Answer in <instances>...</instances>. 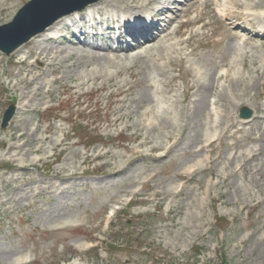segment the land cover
I'll use <instances>...</instances> for the list:
<instances>
[{
	"label": "rangeland",
	"instance_id": "374dc122",
	"mask_svg": "<svg viewBox=\"0 0 264 264\" xmlns=\"http://www.w3.org/2000/svg\"><path fill=\"white\" fill-rule=\"evenodd\" d=\"M4 1L0 0V3ZM29 1L9 0L12 6L8 5V11L0 15V25L11 22L19 9ZM196 1L198 0H190V3ZM254 1L260 2V9H264V0H207L208 8H205V0H199L189 14L180 13L181 17L176 22L187 19L193 21L203 12L206 13L200 18L204 20L203 24H211L219 20L209 10L214 5L219 10L226 8L229 13L237 16L233 19L234 24L226 29L242 34L241 29L237 28L238 20L246 17L242 8L245 3L251 4ZM101 2L104 4V0L99 1ZM155 2L159 4L160 0L151 2L144 9L146 15L158 5ZM122 4L125 5V2ZM122 4L117 6L118 10L122 11ZM183 8L186 10L187 7ZM159 9L158 5L156 11ZM219 21L213 27L216 28L214 35L223 37L220 44L210 43V25L203 30L197 26L192 30L197 35H193L187 49L177 47L178 53H173L172 50L167 52L172 59L171 64L160 60L161 53L156 54L159 64H165V80L174 78L170 86L173 91L166 95H177L183 101L177 107L179 123L180 120L184 122L186 117L190 119L189 123L193 122L195 115L188 111L191 107L188 100L192 93H187L186 86L197 85L199 80L203 81L202 77L211 78L217 87L227 88L231 101L234 97L238 98L239 106L233 108L230 103L229 111L237 121L248 127L262 116L264 52L261 53L259 48L260 51L250 53L247 59L240 58L239 63L230 67L229 62L234 59L236 51L227 46L230 43L234 47V44L224 37L225 28L221 26L222 21ZM68 29L69 27L67 30H60L63 35L60 41L65 45L61 47L67 51L59 53L56 63L60 65L56 66L58 70L55 75L45 66L40 78H32L30 74L28 82L13 87L17 72L22 68L30 69L35 41L23 46L30 51L26 66H23L25 62L22 64L16 54L7 57L0 52V142H7L19 120L23 119L24 129L36 136L27 139L32 144H36L37 137L48 130V135L58 141L63 139L64 134L68 135L69 148L81 154L80 159H77L80 165H72L65 172H57L67 155L58 152L62 147L53 152L52 145L39 144V153L12 155L15 159L12 163L0 147V165H14L10 170H0V178L19 176L18 184L12 180L8 184L0 182V264H222L220 256L227 264H264V152L258 159L248 162L241 174L235 171L236 162L228 160L232 159L233 156L228 154L234 149L238 151L236 158L241 154H249L248 148L252 146L245 140L242 143H237V140L248 139L249 134L256 135L257 127L253 125L254 130L249 134L234 128L226 130L223 135L209 126L205 127L207 130L203 133L201 128L195 130L187 127L188 130L184 129L186 138H183L179 133L181 128L177 125L175 130H166L165 135L162 131L149 134L144 130L147 118L142 117L141 113L153 109L156 103L137 105L142 88L136 87L128 101L131 108H126V112H123L121 103L116 102L122 97H115L114 102L109 98L110 91L114 88L108 87L110 83L106 76H113V82L117 83L128 80L130 74L134 73L147 81L148 76L154 78L158 75V64L148 61L149 66L145 70H139L140 64L136 63V68L129 71L126 66L131 65L134 53H129V60L119 61L117 65L111 64L108 59L97 62L87 49L69 43L71 40L78 41L70 35L71 31ZM181 39L184 40V37L176 38V41ZM173 40L169 43L172 44ZM255 45L264 47V39H255ZM221 51L226 55V60L222 63L229 73L223 77V81H217L215 73L220 68L215 64L221 62ZM53 52L55 54L50 58L55 60L57 52ZM69 54L72 57L66 60ZM98 66L104 77L102 81L105 90L97 86H86L81 91L67 90L68 87L76 86L78 80L89 79L90 72L98 71ZM40 69L41 66L35 63L32 73ZM233 73L253 78L254 86L247 95L240 96L243 86L232 85L230 80ZM56 78H61L62 81L52 83L38 92L43 94L44 90L50 91L52 98L36 97L30 103L28 114L23 115L21 88L27 94L29 90L41 86L43 80L51 81ZM79 92L84 94L79 95ZM148 96H151L150 93ZM254 102L257 104L253 106ZM11 104L16 107V114L9 125L2 129L3 113ZM255 106H259L258 111ZM243 107L252 111L253 116L248 122L240 118ZM110 109L124 114L122 122L109 126L108 120L114 118L108 112ZM199 119L201 122L212 120L206 113H201ZM34 127L37 132L36 129L33 130ZM168 133L174 134L177 141L166 140ZM140 134L147 135L151 143L163 147L158 149L161 151H147L152 145L138 148L142 138ZM206 139H217L212 145L215 149L212 162L207 163L203 171H188L193 173L191 177H184L189 183L169 208L172 189L177 184L184 183L176 180L184 173L186 176L190 175L187 166L195 162L196 157L191 156L194 146L199 140L203 142ZM27 149L28 146L25 151ZM168 149V158L155 159L166 154ZM131 150L147 152L144 156L130 159ZM106 151H110L113 157L81 164L85 154L90 156L95 152L103 154ZM32 160L34 165H30ZM260 164L263 167L255 173V167L260 169ZM18 168L20 170L17 171ZM111 169H116L119 173L116 176L110 175ZM74 170L77 173L73 176L71 174ZM152 175L155 176L152 178ZM33 181H41L44 191L39 196V183ZM18 185L23 188L14 189ZM4 187L7 189L3 190ZM58 189L61 193L54 197L51 192ZM154 194L159 195L158 201L144 202L146 198L154 199ZM116 200L117 204L114 203ZM115 204L120 206V210L112 218L109 210ZM130 225L135 230L128 232Z\"/></svg>",
	"mask_w": 264,
	"mask_h": 264
},
{
	"label": "bare ground",
	"instance_id": "6f19581e",
	"mask_svg": "<svg viewBox=\"0 0 264 264\" xmlns=\"http://www.w3.org/2000/svg\"><path fill=\"white\" fill-rule=\"evenodd\" d=\"M153 1L156 0H104V6L101 8H96L95 10H93L94 8H92L93 6H90L85 12H83L82 14L80 13H75L72 14L70 16H67L63 19H61L60 21H58L56 24H54L51 28H49L48 30H46L44 33L38 35L37 37H35L32 41H35L34 44V53L32 54V62L30 63L31 66L29 67V70H25V68H22L20 70V72H17V74L14 76L16 82L14 81L13 87L18 86V85H24L25 82H28L30 79V74L32 76V78H40V75L43 71V68L46 66V69H49L52 75L57 74V70L58 68L56 67L57 65H60V63H56V61L58 60L59 57V53L62 52H66L67 49L66 48H62L61 46L64 45L63 42H58V39L60 37L59 36V32L61 29L66 28L67 26H73L75 28H77L79 26V23L75 20V18L78 16L80 17L79 20L80 25L84 24L87 22L88 19H90L91 14L95 13L99 16L105 17L107 16V18H102V20L100 21V24H105L108 28V33H106L105 35H103V37L101 38V40L103 42H107L111 39V36L113 35V32L115 31H120L125 29L126 30V23H128L129 21L132 20V16H135V22L139 23V30L142 33L141 37L143 38V41H140L138 39H135V46H129V47H125L123 45H121V43L123 42L121 39L119 40V43L117 45V47H112L111 45H108L106 47H102L99 44L97 45H92L91 43H83V44H76L72 43L74 46L77 47H81L84 50H88L95 59H97V62H100L102 60L108 59V61L113 64V65H117L119 63V61H123V60H129L130 57L129 54H127L128 52L131 51H135V54H132V58H131V65L126 66V68L129 69V71L133 70L136 68V63H139V70H145L147 68L148 65V61L149 62H155V64H158V68H159V73L157 76H155V78H151L150 76H148V80L146 81V79H142V78H138L136 75H134V73L130 74V77L128 80H122L121 82H117L114 83L113 82V76H109L107 75L106 77H108L109 83L108 87L114 88V90L110 91L109 94V98L112 99V101L114 102V98L115 97H122L121 99L117 100L116 102H120L121 105V110L123 112H126V108L129 109L131 108L130 105L128 104L129 98H131L134 94V88L136 87H141V96L138 100L137 105H141L142 103H146V102H150V103H156L155 106H153V109H148L146 110L144 113H141V116L144 118H147V124H145V129L146 132H148L149 134H155L157 132L162 131L165 135V131L166 130H175V128H177V125L180 126L181 130H180V136L183 135V138L185 136V131L184 129L191 128V129H195L198 130L199 128L202 129V133L207 130V128L205 127H210V129H214V130H221L223 132H225L228 129H234L237 128L238 131L240 132H249L253 131V125H255V127H257V134L258 135H248V139L250 140V143H255V147L256 149H253L251 151L250 154L248 155H239L237 158L233 157L231 159V161L234 162H243L244 164L241 165L240 169H243V167L245 166V163L247 162H251L254 158L258 159L259 156L262 155V145L264 144V106L261 109V115H263V117H259L256 118L253 123L251 124V126H248V128L246 127H242V123L238 122L235 120V117L233 115V113L231 111H229V104L231 103L232 107H238L239 106V102H237L238 98L234 97L233 101H231V95L227 92V88H220L217 89L215 82H213V80L211 78H203L202 80H199L198 84H189L187 86V90L190 89H194V87H196V91L194 92L195 94H193V100L190 101V105L191 107L188 108V111L191 113V115H195V118L193 120V122L190 121V119H188L186 117L185 121L182 122L180 120L179 123V119L177 117V107L179 103H183V101L179 100V96H170V95H166L167 93L173 91L171 90V85L174 82V78H169L168 80L166 79L167 76V71H166V67L165 64H159V59L156 57L157 53H161V61H165L168 64L172 63V59L171 57L167 54V52L169 50H172L173 53H178V48L177 47H182L181 50L183 49H187L190 45L189 41H182V40H178L172 44H170L169 42L171 41V39H173L174 37H180L182 36L183 32L181 31V27L182 25L179 27V29L177 30H172V27L174 25V23L177 21L178 18L181 17L180 13L184 12L183 14H189L191 12V8L194 6V2L190 3V0H183V5L182 6H186L187 10L183 11V9L180 8L179 4H178V0H160L159 2V6H160V10H158L157 12H154L155 17L158 18L157 23H153L152 27H146L144 25H142L140 23V18L142 15H144V9L147 8L149 6V4ZM181 0H179L180 2ZM125 2V5H123L122 3ZM127 2V3H126ZM102 2L99 3L98 5L101 6ZM122 4L121 8H122V12L127 16V19L125 20L124 18L121 17V14L117 13V14H110L109 11H107L109 8H114V10L118 9V5ZM155 4H158V2H155ZM166 4H168L166 6ZM12 6L9 4V0H5L4 2L0 3V15L5 14V12L8 11L7 7ZM205 8H208V3L205 2L204 3ZM260 6L259 2H251V4H245L244 5V10L246 12V15L248 14L249 17H253L257 22H259L261 25H264V19H262V17H259L256 15V9H258ZM147 10V9H146ZM210 11H212V9L209 8ZM88 11V12H87ZM224 14L226 12V10L223 11ZM226 16L223 15L222 18H225ZM121 20H125V22L121 21ZM253 20V19H252ZM194 23H189V25H192ZM240 24V22H239ZM110 25H114V28L111 29ZM258 26L255 29L259 30V31H263L264 27L263 26ZM222 26H224L225 28V33H224V37L228 38L231 41H242L243 44L245 46H249L248 50L247 48H245L247 50V52H245L242 48H234V50H236V56L233 59V61L231 63H229L230 67L235 66L237 63H239L240 58L243 59H247V55L250 53V51H254L251 47H253V43L254 40L250 39L247 37V34H237V33H233L230 32L226 29L224 23H222ZM136 29L132 30L130 29L129 31L133 32ZM129 37H132V35L129 33ZM145 41L152 42L154 41V43L151 45V47L149 46V44H144ZM223 41V38H219L218 40L215 41H211L212 45L216 44H220ZM112 44V43H111ZM144 44V45H143ZM227 46H229V48H233V45H230V43L227 44ZM51 47V48H49ZM143 47H146V51L145 52H141L140 49H142ZM236 47V46H235ZM49 48V49H48ZM256 48V47H254ZM264 47H261V51L264 52ZM57 52V57L54 60L53 58L51 59L50 57L52 56V54H55L53 51ZM60 51V52H58ZM53 52V53H52ZM239 52H242L241 54H238ZM17 56L20 57V62H22V64L25 62L26 66V62H27V58L30 57V51L27 50L26 48L22 47L20 49H18L15 53ZM169 56V57H168ZM55 57V56H54ZM72 57V55H68L65 59L66 60H70ZM221 62L220 63H216L215 66L218 68L221 67H225L223 66L224 63H222V61L226 60V55L223 51H221ZM148 59V60H146ZM252 59V57H251ZM253 64H254V60L252 59ZM35 63H38L42 69L38 70L35 73H32V67L34 66ZM126 64H124L125 66ZM55 68V69H53ZM220 70V69H219ZM119 73V72H118ZM200 73V72H198ZM229 72H227L226 74H217L215 73V80L219 78H221L220 76H227ZM136 74V73H135ZM20 75H23V77L21 78ZM119 76V75H118ZM231 76L233 77L231 83L232 85H239V86H243V90L240 96H245L247 95L249 92V89L252 88L254 86V81L252 77H241L239 74L233 73L231 74ZM103 76L101 75V69L100 66H98V71L97 70H92L90 72V77L89 79H81L78 80L76 86H72V87H68L67 90L70 92L75 91L76 89L81 91L82 88L86 87V86H97L99 89L101 90H105L104 88V84H103ZM225 79V78H224ZM60 81H62L61 78H56L53 80H43L41 86L39 87H35L34 90H29V92L27 94H25L23 92V89L21 88V96L23 98V104L21 106L22 108V112L23 115H27L28 114V109L30 108V103L35 101V98L38 96H41L42 99L43 98H52L51 92L50 91H45L43 94H38V92H42L43 89H45V87H48L50 84H55L58 83ZM223 81V79H219L217 81ZM229 80V78L227 79ZM61 83V82H60ZM241 83V84H239ZM91 84V85H90ZM158 85L162 87V89L158 88ZM20 88V87H19ZM151 92H154L156 97L154 99L153 95L151 94ZM148 93H150V95L152 96H148ZM232 93V92H230ZM83 92H79V95H83ZM209 97H214V100L208 99ZM28 101V102H25ZM257 102L253 103V106L256 105ZM214 107V114H217L220 121L215 122L213 120H210L209 122L206 121H199V116L202 113H206L208 118L211 119L212 114L210 112V107ZM227 109V110H226ZM255 109L258 111L259 110V106H255ZM109 114H111V116H114L113 119H109L108 120V124L109 126H112L118 122H122V120L124 119V114L123 113H116L113 110H109L108 111ZM178 121V124H177ZM23 119H20L17 126L14 128V131L12 132V134L9 137V140L7 142L2 141L0 142V147L2 150H4L7 155L10 157V163L15 162V159L12 155H28L29 153H39L41 151L40 147H37L39 144H50L53 146L52 151L55 152L57 151V149L59 147H62L61 150H58V152L60 151V153H67V155L64 157V162L62 164V166H60L57 169L58 171H64L67 168H71V166L73 165H80V163H77V159H80V153L78 154L77 152H75V150H72V148H69V136L64 134V137L61 141L55 140L52 136L48 135L50 133V131H45L44 135L42 136H38L37 139L35 140L36 144H32L30 141H28L27 139L30 138H34L36 137L31 131H28L24 129L25 124H22ZM23 127V129H22ZM36 127L33 128V130H35ZM143 130V131H144ZM188 130V129H187ZM35 132H37V129L35 130ZM184 133V134H183ZM201 133V134H202ZM238 133V132H236ZM140 136H142L140 142L138 143V148L139 147H148L151 146L149 149H147V151H161L158 149H161L163 147L158 146L156 143H151L150 138L147 135H142L140 134ZM186 138V136H185ZM200 138H202V135L200 136ZM137 139H139L137 137ZM178 138H176V136L172 133H168L166 134V140H168L169 142L171 141H177ZM187 140H190V138H188ZM197 140V138H196ZM195 140V141H196ZM243 138H240L237 140V143L242 142ZM204 141L202 142L201 140H199L198 143H196V145L194 146V149L191 153V156H195L196 158L194 159V161H196L197 163H195L194 165L189 164L187 166V170H192L196 167H198L199 171H203L206 169V165H204L205 161H197L198 157H200L202 155V153L204 152V148H200L199 146L201 144H203ZM28 144V145H27ZM186 144V143H185ZM168 145V143H167ZM28 146V149L25 151V147ZM188 147V146H187ZM208 147V146H206ZM211 147V146H210ZM192 150V149H191ZM145 151V152H147ZM169 151L170 149H168V152L164 155H161V157H157L155 159H166L169 157ZM14 152V153H13ZM145 152H136L135 150H131L130 151V159L131 158H135L137 156H144ZM210 153L213 154L214 151L211 149ZM26 155V156H27ZM84 155V154H83ZM55 156V154H54ZM106 157H113V155L111 154L110 151H106L103 154L102 153H98L95 152L92 155H88L85 154L83 157V160L81 162V164H86L88 162L91 161H95L97 159L100 158H106ZM47 161V159H45ZM35 162H33V160L31 161L30 165H34ZM105 165H108V163H106ZM260 169H258V166L255 167V173L256 171H260L261 168L263 167V164H260ZM7 168L10 170L11 168L14 167V165H6ZM76 168V167H75ZM73 168V169H75ZM118 168H120V166H118ZM20 170V168L17 169V171ZM77 171L74 170L73 173L71 175H76ZM119 173V171H116V169H111L110 175H114L116 176ZM155 175H152V178ZM19 176H12L11 179H7V178H0V182L3 184H8L10 180H12L14 183L18 184L19 182ZM183 176H179L178 180L176 181H183ZM0 183V185H1ZM33 183H39L38 184V194L37 196L41 195L44 191L43 186L41 183V181H33ZM189 183V181L187 180L186 182L184 181V184L182 186H176V188L174 190L180 189L179 191L177 190V192H175L171 198V203L169 205V208L172 207V204L174 203V201L181 196L182 194V190L184 189V187ZM46 183H43V185H45ZM17 187L16 190H21V188L19 185L15 186L14 189ZM19 187V188H18ZM7 189L6 187L3 188V190ZM13 189V190H14ZM172 190V191H174ZM58 190H55L53 192H51L52 194H56ZM171 191V192H172ZM210 191V187L208 188V192ZM158 194H154L153 198L154 199H146V202L150 203V202H155L158 201ZM160 202V199H159ZM158 202V203H159ZM181 226H184L182 223L180 224Z\"/></svg>",
	"mask_w": 264,
	"mask_h": 264
},
{
	"label": "water",
	"instance_id": "95a60500",
	"mask_svg": "<svg viewBox=\"0 0 264 264\" xmlns=\"http://www.w3.org/2000/svg\"><path fill=\"white\" fill-rule=\"evenodd\" d=\"M97 1L33 0L17 14L12 24L0 28V50L7 55L11 54L32 37L44 32L58 19ZM13 113V108L6 112L3 127L7 126Z\"/></svg>",
	"mask_w": 264,
	"mask_h": 264
}]
</instances>
